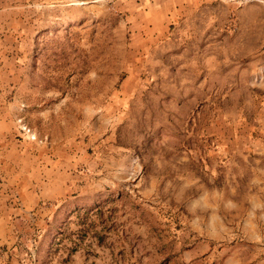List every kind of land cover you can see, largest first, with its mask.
Here are the masks:
<instances>
[{
	"label": "crops",
	"instance_id": "obj_1",
	"mask_svg": "<svg viewBox=\"0 0 264 264\" xmlns=\"http://www.w3.org/2000/svg\"><path fill=\"white\" fill-rule=\"evenodd\" d=\"M256 5L263 11H252ZM138 8L128 25L131 61L105 113L111 137L117 125L137 137L135 156L128 152L136 167H111L123 158L109 151L98 154L99 168L53 166L47 145L17 136L13 111L0 102V264H59L57 219L73 218L101 192L110 204V191L129 186L192 193L183 208L185 219H196L197 240L185 255L203 264L213 256L264 264V92L255 62L232 50V27L223 22L264 15V0H142ZM5 22L3 53L18 35ZM147 145L151 170L142 155Z\"/></svg>",
	"mask_w": 264,
	"mask_h": 264
},
{
	"label": "rangeland",
	"instance_id": "obj_2",
	"mask_svg": "<svg viewBox=\"0 0 264 264\" xmlns=\"http://www.w3.org/2000/svg\"><path fill=\"white\" fill-rule=\"evenodd\" d=\"M141 1L0 0V22L18 33L8 40V56L0 52V102L13 111L17 136L47 145L53 166L99 168L98 154L109 151L123 158L111 167H136L130 154L137 137L125 125L111 137L114 124L105 113L131 61L128 25ZM252 11L263 10L256 5ZM223 22L232 27V50L255 62L256 87L264 92V15L224 16ZM236 40L246 43L237 47ZM142 155L151 170V145ZM150 188L112 190L110 204L101 192L73 218L57 219L59 264H203L202 257L184 254L197 240L196 219H185L183 208L192 193ZM210 258L223 264L222 256Z\"/></svg>",
	"mask_w": 264,
	"mask_h": 264
}]
</instances>
